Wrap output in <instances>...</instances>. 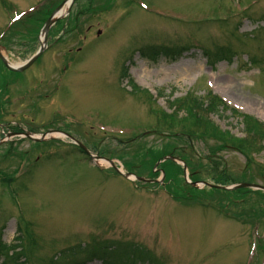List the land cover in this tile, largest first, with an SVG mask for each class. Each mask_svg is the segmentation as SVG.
Wrapping results in <instances>:
<instances>
[{
	"label": "rangeland",
	"instance_id": "rangeland-1",
	"mask_svg": "<svg viewBox=\"0 0 264 264\" xmlns=\"http://www.w3.org/2000/svg\"><path fill=\"white\" fill-rule=\"evenodd\" d=\"M64 1L0 0V51L10 63L36 51ZM237 3L71 0L30 67L12 72L0 63V106L16 95L18 125L8 139L0 129V248L18 235L26 264H264V189H216L264 187V132L249 138L225 107L197 119L166 102L204 103L212 91L264 122V0L246 21L232 13ZM127 80L149 89L131 91ZM25 121L38 135L66 129L96 159L64 136H17ZM163 144L175 148L167 180L149 147ZM2 253L0 264H16ZM90 253L99 259L88 261Z\"/></svg>",
	"mask_w": 264,
	"mask_h": 264
},
{
	"label": "trees",
	"instance_id": "trees-1",
	"mask_svg": "<svg viewBox=\"0 0 264 264\" xmlns=\"http://www.w3.org/2000/svg\"><path fill=\"white\" fill-rule=\"evenodd\" d=\"M213 100H215L216 102H214ZM219 103H221L219 101V99L214 97L213 99H210L209 102H208L209 108L204 107V104L202 102L198 103L197 108H193L192 105H188V104H185V106H184L181 103L179 104V107L180 108H184L185 107V109L187 111V114H188V116H186L187 118L188 117H193V118H197V119H202L198 114H201L203 112H205L206 114L211 113V112H215V111L219 112L218 111ZM198 107H200V108H198ZM200 109L202 111L199 113ZM241 117H242V119H241L242 122L241 123L243 124V132L246 133L249 138L261 137V134L264 132V122H261L258 119H256L255 117L250 116V115L242 114ZM169 147L174 149V147H172V146H169ZM169 153H170L169 151H164V152L163 151H157L155 156L154 155L152 156L151 161L155 162L156 160L160 159L165 154H169ZM182 154L183 153H180L181 156H182ZM212 156L213 155L210 153L208 158H211ZM181 158H183V160H184V157H181ZM171 170H174V168H172ZM217 184H219V183H217ZM219 185H226V184L220 183ZM244 189H246V188H244ZM244 189L243 188L242 189L239 188V189H235V190H228L226 192H228V193L231 192L232 193V192H236L237 191V192H240L243 195L245 193ZM21 250H23V249H21ZM23 252H24V250H23ZM13 255H15V259L18 261L17 262L18 264H26L25 259H24V253H22L21 251H16V252H13ZM156 263L159 264L158 262H156ZM151 264H153V263H151Z\"/></svg>",
	"mask_w": 264,
	"mask_h": 264
},
{
	"label": "flooded vegetation",
	"instance_id": "flooded-vegetation-1",
	"mask_svg": "<svg viewBox=\"0 0 264 264\" xmlns=\"http://www.w3.org/2000/svg\"><path fill=\"white\" fill-rule=\"evenodd\" d=\"M15 74V73H14ZM17 74V73H16ZM15 74V75H16ZM8 78H9V76H8ZM10 78L11 79H16L17 77H15V76H10ZM16 99V95H14L13 93H10L9 95H6L5 97H4V100H2L1 101V104H2V106H0V117H5V110H6V108H8L7 109V116H8V121L7 122H5V123H3V124H0V129H3L4 130V132L2 133L3 134V136H7V135H9L10 133L12 134V132L14 131L13 129H11V124H12V122L14 121V117H15V113L14 112H12L10 109H11V107H12V103H11V101H14ZM5 105H7V106H5ZM3 108H5V109H3ZM23 116H29L28 114H26V115H23ZM30 117V116H29ZM32 118V117H31ZM26 118H23V120H25ZM32 119H34V118H32ZM27 120V119H26ZM28 121V120H27ZM27 121H25V122H27ZM7 126H9V130H5V128L7 127ZM13 127V126H12ZM14 128V127H13ZM50 130H53L52 128H49ZM56 129H62V131L64 132H67V130L66 129H64V128H56ZM24 131V130H23ZM0 138H3V137H1V135H0ZM167 146V144H165V145H163L162 147L163 148H165ZM157 149H155V151H156ZM173 149H171V151H172ZM154 152V151H153ZM156 168L157 167H155L154 169H153V172H156L157 170H156ZM173 167H172V165H169V164H164V167H162L160 170H162L163 172H164V177L167 175V172H168V170H170L171 171V169H172Z\"/></svg>",
	"mask_w": 264,
	"mask_h": 264
},
{
	"label": "water",
	"instance_id": "water-1",
	"mask_svg": "<svg viewBox=\"0 0 264 264\" xmlns=\"http://www.w3.org/2000/svg\"><path fill=\"white\" fill-rule=\"evenodd\" d=\"M66 1H68V5H69V0H65L55 11H54V13L52 14V16L46 21V23H45V25H44V27H43V32H42V34H43V36H44V45L46 44V35H47V32H48V30H49V27L51 26V24L56 20V17H54V15H55V13L56 12H58V10L66 3ZM71 1V0H70ZM43 50V47H40V49H39V51H38V53H37V55H39L40 54V52ZM37 55H35L34 57H32L25 65H22V66H20V67H18V68H16L17 70H21V69H23V68H25V67H27L29 64H31L34 60H35V58L37 57ZM8 67H10V66H8ZM33 140H35V141H37L38 139H41V140H44L45 139V135H41L40 137H31ZM91 155V154H90ZM92 156V155H91ZM93 157V156H92ZM134 178H137V179H140L139 177H136L135 175H132ZM205 184H207V185H209V186H211L210 184H208V183H205ZM218 187H220V188H222V189H227V190H230V189H234V188H239V187H257V188H262V189H264V187L263 186H260V185H253V184H243V183H241V184H235V185H232V186H218Z\"/></svg>",
	"mask_w": 264,
	"mask_h": 264
},
{
	"label": "bare ground",
	"instance_id": "bare-ground-1",
	"mask_svg": "<svg viewBox=\"0 0 264 264\" xmlns=\"http://www.w3.org/2000/svg\"><path fill=\"white\" fill-rule=\"evenodd\" d=\"M67 14V3L66 5H63L57 12L56 16L57 17H63ZM99 165H106L107 162H105L104 160H99ZM108 164V163H107ZM107 167V166H106Z\"/></svg>",
	"mask_w": 264,
	"mask_h": 264
}]
</instances>
